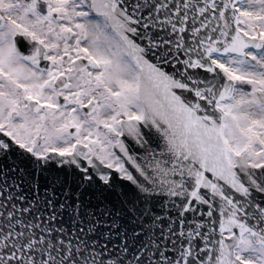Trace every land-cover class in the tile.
<instances>
[{"label": "snow or ice", "instance_id": "snow-or-ice-1", "mask_svg": "<svg viewBox=\"0 0 264 264\" xmlns=\"http://www.w3.org/2000/svg\"><path fill=\"white\" fill-rule=\"evenodd\" d=\"M0 264H264V0H0Z\"/></svg>", "mask_w": 264, "mask_h": 264}]
</instances>
